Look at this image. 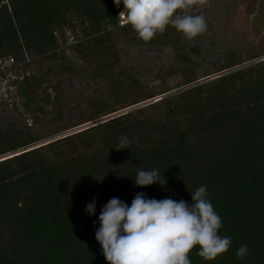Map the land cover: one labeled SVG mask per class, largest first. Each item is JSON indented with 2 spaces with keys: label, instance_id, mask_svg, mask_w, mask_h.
I'll return each mask as SVG.
<instances>
[{
  "label": "trees",
  "instance_id": "obj_1",
  "mask_svg": "<svg viewBox=\"0 0 264 264\" xmlns=\"http://www.w3.org/2000/svg\"><path fill=\"white\" fill-rule=\"evenodd\" d=\"M237 1L197 0L190 12L206 32L189 40L169 26L145 43L120 26L123 0H0V58L55 76L78 99L67 109L57 98L47 118L0 115V264H109L96 230L110 199L191 205L200 186L232 244L212 261L196 246L191 264H264V39L224 31ZM123 137L131 148H116ZM153 169L165 185L135 184Z\"/></svg>",
  "mask_w": 264,
  "mask_h": 264
},
{
  "label": "clouds",
  "instance_id": "obj_2",
  "mask_svg": "<svg viewBox=\"0 0 264 264\" xmlns=\"http://www.w3.org/2000/svg\"><path fill=\"white\" fill-rule=\"evenodd\" d=\"M197 0H123L121 27L130 25L137 39L150 42L167 27H174L189 40L207 30L203 15H193L190 7ZM203 2V0H200ZM119 7L121 0H115ZM172 51L171 47L165 49ZM66 133V132H64ZM63 133V134H64ZM62 135V134H61ZM127 137L120 139L117 149L131 148ZM159 181L167 183L158 169L138 170L137 186H149ZM191 205L181 199H149L137 193L129 206L112 198L102 208L96 239L109 264H191L190 253L199 246L197 255L207 261L228 252L232 239L220 234L222 217L208 198L206 186L191 191ZM95 200L86 211L95 215ZM248 246L241 245L236 256L248 255Z\"/></svg>",
  "mask_w": 264,
  "mask_h": 264
},
{
  "label": "rangeland",
  "instance_id": "obj_3",
  "mask_svg": "<svg viewBox=\"0 0 264 264\" xmlns=\"http://www.w3.org/2000/svg\"><path fill=\"white\" fill-rule=\"evenodd\" d=\"M224 20L227 22L224 27L226 33L247 41L261 42L264 39V0H239L232 6L229 15ZM261 59H264V56ZM226 72L217 75H222ZM212 77L214 75L202 81L212 79ZM189 86L178 87L157 95H162L161 97L164 98L166 95ZM57 98L63 99L61 101L62 106L67 109L73 108L78 102L77 97L70 93L67 84L37 68L18 67L0 74V115L22 113L29 117L47 118L56 108ZM151 98L143 99L137 104L97 117V121L87 124L83 128L101 123L106 119L128 111H135L142 106L158 101H152ZM74 129H70L67 132L69 133V131ZM59 135L52 138L60 137Z\"/></svg>",
  "mask_w": 264,
  "mask_h": 264
},
{
  "label": "built area",
  "instance_id": "obj_4",
  "mask_svg": "<svg viewBox=\"0 0 264 264\" xmlns=\"http://www.w3.org/2000/svg\"><path fill=\"white\" fill-rule=\"evenodd\" d=\"M67 35H68V40L66 42V47H69L75 42V39L70 31L67 32ZM13 63H14V58L12 57L0 58L1 73H6L7 71H9Z\"/></svg>",
  "mask_w": 264,
  "mask_h": 264
}]
</instances>
